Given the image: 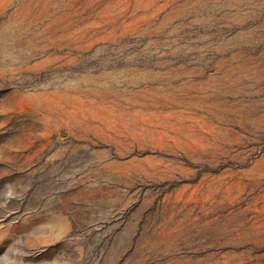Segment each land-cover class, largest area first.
I'll list each match as a JSON object with an SVG mask.
<instances>
[{
    "label": "rangeland",
    "instance_id": "1",
    "mask_svg": "<svg viewBox=\"0 0 264 264\" xmlns=\"http://www.w3.org/2000/svg\"><path fill=\"white\" fill-rule=\"evenodd\" d=\"M0 264H264V0H0Z\"/></svg>",
    "mask_w": 264,
    "mask_h": 264
}]
</instances>
